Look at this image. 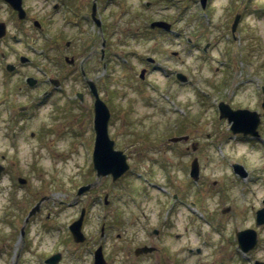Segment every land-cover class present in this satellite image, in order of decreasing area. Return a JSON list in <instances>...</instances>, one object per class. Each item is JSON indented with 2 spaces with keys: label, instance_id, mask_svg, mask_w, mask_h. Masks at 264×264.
<instances>
[{
  "label": "rangeland",
  "instance_id": "374dc122",
  "mask_svg": "<svg viewBox=\"0 0 264 264\" xmlns=\"http://www.w3.org/2000/svg\"><path fill=\"white\" fill-rule=\"evenodd\" d=\"M80 1L74 4L76 13L67 14L73 19L77 11L89 12L92 0ZM96 1L110 49L105 69L99 60L101 31L86 20L80 26L67 23L62 4L54 7L59 0H27L42 22L41 30L28 25L37 51L28 48L30 62L14 72L0 63V264H46L43 258L53 252L61 253V264H92V251L100 244L106 264H249L251 259L238 258L232 232L253 226L254 209L264 197V118L259 136L250 139L230 131L217 105L223 100L234 109L262 111L264 0H208L205 8L198 0ZM7 15L1 8L0 17ZM153 19L168 20L173 32L150 29ZM7 28L15 31L11 21ZM14 45L11 32L0 39L6 60L14 57ZM63 55L73 56L78 65L84 60L86 74L98 80L111 111L109 137L130 166L115 181L96 177L93 98L78 65H63ZM147 56L155 57L160 68L142 81L140 68L155 65L145 61ZM174 69L186 73V86L174 78ZM26 75L38 83L28 86ZM49 77L61 79L60 87L43 85ZM46 90L50 93L43 95ZM78 91L84 93L82 101ZM21 105L28 109L20 111ZM186 132L187 142L168 140ZM194 141L196 152L190 147ZM194 156L197 181L188 174ZM237 161L247 171L244 178L232 172ZM18 177L27 183L19 184ZM96 179L90 190L76 194ZM174 192L177 200L170 195ZM41 197L40 213L25 226L27 248L15 259L21 241L13 242ZM226 205L231 210L220 213ZM82 207L86 241L76 243L68 225ZM102 222L104 237L99 235ZM154 228L158 236L150 234ZM260 231L262 241L250 255L264 260V227ZM143 244L157 249L135 256L134 248Z\"/></svg>",
  "mask_w": 264,
  "mask_h": 264
},
{
  "label": "water",
  "instance_id": "95a60500",
  "mask_svg": "<svg viewBox=\"0 0 264 264\" xmlns=\"http://www.w3.org/2000/svg\"><path fill=\"white\" fill-rule=\"evenodd\" d=\"M201 4L204 6L206 0H200ZM235 17L234 22L232 24V29L234 30L236 24H237V18ZM152 26L154 25H160L165 26L166 28H169V24L163 22V21H154L151 23ZM5 32L4 30V24L0 23V36L3 35ZM90 88L92 89L93 93L95 94V101H94V129H95V142H94V150H93V161H94V168L97 170V175H104L107 173H111L113 176V179H116L119 177L128 167L126 163V155L121 150H115L113 148V140L108 137L107 132V123L109 119V110L104 103L103 100H101L98 96V93L96 92L95 86L92 82L89 81ZM220 117H226L231 122V131L232 132H242L244 134H256V126L259 122V114L250 111L247 109H232L227 103L220 102ZM264 106V104H263ZM181 139V137H173L171 140H178ZM195 149V147H193ZM197 158H194L191 162V169H190V175L194 178H198L199 167L197 163ZM234 169L236 171H239L242 175H245V172L243 171L242 167L237 163L233 165ZM0 166V171H1ZM22 180V179H21ZM92 184H88L80 187L78 189V194L89 188ZM37 207V206H36ZM34 210H32L30 213H33ZM83 213L81 214L80 218L77 219L72 225H71V231L73 232L75 240H83L84 236L81 233V223H82ZM263 220V213L260 210L257 214V222ZM239 241L240 245H242L244 248H248L253 244L254 237L247 231V232H241L239 233ZM151 250L152 248H147L146 246L138 248L136 250L137 253L140 251H147ZM59 259V254L52 256L47 260V262H56ZM104 259L101 253L100 248L97 249L96 255H95V264H104Z\"/></svg>",
  "mask_w": 264,
  "mask_h": 264
},
{
  "label": "flooded vegetation",
  "instance_id": "af4514ba",
  "mask_svg": "<svg viewBox=\"0 0 264 264\" xmlns=\"http://www.w3.org/2000/svg\"><path fill=\"white\" fill-rule=\"evenodd\" d=\"M15 1V3L18 1V0H14ZM58 4H62V11L64 10V11H66V13H64V18L66 19V18H68V17H70V15H67L68 14V12H70V13H76V12H72V11H69L68 9H71V8H74V4H75V6L77 5V6H79L78 4H80V2H78V1H75V0H59V3L57 2L55 5H54V7H58L57 5ZM3 5V6H2ZM15 4H12V5H10L7 1H4V0H0V8H4L5 10H7L8 11V15L7 16H5V17H3V18H1L0 17V20H4L7 24L11 21V23L12 24H14L15 25V31H14V33H13V37L15 38V39H17L18 41L20 40V39H18L19 37H23V38H27V37H30L31 39L33 38V31H32V28H30V27H28V25H30V26H32V24H35V21H36V17L34 18V16L31 14V12H30V7L27 5V0H22V2H21V6L24 8V10H20V9H18V10H16L13 6H14ZM19 13H21V14H19ZM75 16V18H74V21L75 22H77L78 20H79V18H80V14L78 13V11H77V14L76 15H74ZM40 24L42 25V22H40ZM40 24H38V25H40ZM36 29V28H35ZM55 39V38H54ZM53 41H55V40H53ZM57 43V42H56ZM65 44V43H64ZM50 45H48V47H49ZM68 47V46H67ZM97 53V50L94 52V54H96ZM102 54V51H101V53L99 54L100 56H101V59H104V57H105V55H106V52H105V54H103V55H101ZM73 57V56H72ZM84 61V60H83ZM83 61H81V62H79V65H78V67L80 68L81 67V65H83ZM75 59L74 60H72L71 61V66H75L76 64H75ZM104 64H106V62H104ZM21 65H19L18 66V64L16 65V67H20ZM59 81H60V79H59ZM38 83V78H36V81H35V84H37ZM43 85H46V83H42ZM46 92L45 91H43V94H45ZM262 112V111H261ZM188 140H186V142H187ZM185 149L188 151V146L186 145L185 146ZM127 172V171H126ZM125 174V173H124ZM123 174V175H124ZM106 176H109V177H111L110 175H106ZM27 180L25 179V183H23V184H26L27 182H26ZM263 202V201H262ZM251 208L253 207V205H251L250 206ZM256 209V208H255ZM255 209H254V212H255ZM49 216V214H47V217ZM166 219H167V217H166ZM165 219V220H166ZM105 229H106V226H105V223H104V226L103 227H101V229H100V236L101 237H104V236H106V234H105ZM159 234V233H158ZM158 236V235H157ZM24 237H25V235H24ZM18 242H20L19 240H18V238L17 239H15V241L13 242V244H17ZM27 241H26V237H25V240H24V242L22 243H19L20 244V246L18 247H15V248H17V250H18V252H16V254H15V259H17V257H19V253H21V251H23L24 249H26L27 247H26V245H27V243H26ZM258 243H256V245H257ZM256 245L254 246V248L256 247ZM253 248V249H254ZM149 254V253H148ZM143 255V254H142ZM139 257H140V255H139ZM253 263H255V264H264V260L263 259H258V258H256V257H254L253 258Z\"/></svg>",
  "mask_w": 264,
  "mask_h": 264
}]
</instances>
